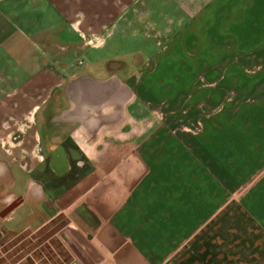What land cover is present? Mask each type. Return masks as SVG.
<instances>
[{
  "label": "crops",
  "instance_id": "crops-1",
  "mask_svg": "<svg viewBox=\"0 0 264 264\" xmlns=\"http://www.w3.org/2000/svg\"><path fill=\"white\" fill-rule=\"evenodd\" d=\"M228 12L264 30V0H0V249L62 217L70 264H264V102L237 156L222 119L178 148L139 97Z\"/></svg>",
  "mask_w": 264,
  "mask_h": 264
},
{
  "label": "rangeland",
  "instance_id": "rangeland-1",
  "mask_svg": "<svg viewBox=\"0 0 264 264\" xmlns=\"http://www.w3.org/2000/svg\"><path fill=\"white\" fill-rule=\"evenodd\" d=\"M242 3L245 4V0H239V5ZM244 16L243 13H222L220 18H215V28L191 32L189 41L195 39L193 43L172 47V57L177 61L169 63V66L173 67L174 77L140 79L141 84L159 89L157 94L143 93L139 97L154 104L151 106L156 109L157 132L177 135L174 145L178 148L182 146L181 135L184 139L203 137L209 127V133H212L211 121L216 119L217 123L222 119L223 151L229 150L227 146L232 143L234 149L237 145V151H234L237 156L246 155L241 149L247 148V134H256V123L262 121L263 116L264 30L255 29L247 33L242 29ZM235 22H238V30L232 27ZM170 48L160 47L158 54L171 52ZM183 49L190 57L200 53L205 61L183 62L188 56L181 54ZM214 58L215 64L212 62ZM154 61L156 59L145 69L155 70ZM213 65L216 68H211ZM199 69L206 70V75L211 74L195 79L184 76L186 71ZM164 71L160 73H171ZM186 81L190 82L188 88L183 87ZM171 87L173 93L165 92ZM230 136L233 137L230 139ZM227 152L229 155L230 151ZM240 170L243 169L238 168L237 178ZM229 183V177L223 174L224 200L229 197ZM62 224V217H58L39 232L3 240L0 264H70V254L56 236Z\"/></svg>",
  "mask_w": 264,
  "mask_h": 264
},
{
  "label": "built area",
  "instance_id": "built-area-1",
  "mask_svg": "<svg viewBox=\"0 0 264 264\" xmlns=\"http://www.w3.org/2000/svg\"><path fill=\"white\" fill-rule=\"evenodd\" d=\"M86 41L89 45L100 46L104 42V36L89 37L86 39Z\"/></svg>",
  "mask_w": 264,
  "mask_h": 264
},
{
  "label": "water",
  "instance_id": "water-1",
  "mask_svg": "<svg viewBox=\"0 0 264 264\" xmlns=\"http://www.w3.org/2000/svg\"><path fill=\"white\" fill-rule=\"evenodd\" d=\"M14 206H15V204L11 205V206L7 209V211H9L10 209H12Z\"/></svg>",
  "mask_w": 264,
  "mask_h": 264
}]
</instances>
